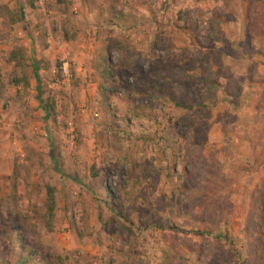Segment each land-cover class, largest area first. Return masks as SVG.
Segmentation results:
<instances>
[{"label": "rangeland", "instance_id": "1", "mask_svg": "<svg viewBox=\"0 0 264 264\" xmlns=\"http://www.w3.org/2000/svg\"><path fill=\"white\" fill-rule=\"evenodd\" d=\"M19 258L264 264V0H0V264Z\"/></svg>", "mask_w": 264, "mask_h": 264}, {"label": "trees", "instance_id": "2", "mask_svg": "<svg viewBox=\"0 0 264 264\" xmlns=\"http://www.w3.org/2000/svg\"><path fill=\"white\" fill-rule=\"evenodd\" d=\"M172 75H173V73H172ZM154 78L155 77H157V76H153ZM172 79V78H171ZM36 81H38V77L36 76ZM158 86H159V82H154L153 84H152V86H151V88H155V89H158V91L159 92H161V89H159L158 88ZM210 86H213V84H208V87H210ZM169 102L170 103H172V105L176 108V109H187V110H192V109H194V108H197V107H201V106H204L205 107V105H201L202 103H201V101L199 100V101H197V102H195L194 104L192 103L191 105H189V106H187V107H184V105H182V104H180L178 101H176V99L175 98H173V97H169ZM204 101V100H203ZM206 101V100H205ZM53 189L52 188H50V187H47V195H48V202H49V205L47 206V218H48V220H50L51 218H52V216H53V207H54V194H53ZM173 230H175V231H177V229H175V228H173ZM20 245L21 246H25L24 244H23V242L22 243H20ZM35 256V255H34ZM32 257V255H29L28 256V258H31ZM33 258V257H32ZM16 264H27V259H25V258H19V260H18V262L16 263ZM45 264H47V263H45Z\"/></svg>", "mask_w": 264, "mask_h": 264}, {"label": "built area", "instance_id": "3", "mask_svg": "<svg viewBox=\"0 0 264 264\" xmlns=\"http://www.w3.org/2000/svg\"><path fill=\"white\" fill-rule=\"evenodd\" d=\"M62 72H63V74L66 76L67 75V69L66 68H63L62 69Z\"/></svg>", "mask_w": 264, "mask_h": 264}]
</instances>
